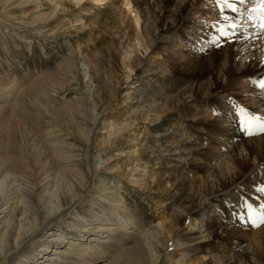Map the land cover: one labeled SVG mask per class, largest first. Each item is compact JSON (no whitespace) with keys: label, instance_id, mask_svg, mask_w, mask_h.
<instances>
[{"label":"bare ground","instance_id":"obj_1","mask_svg":"<svg viewBox=\"0 0 264 264\" xmlns=\"http://www.w3.org/2000/svg\"><path fill=\"white\" fill-rule=\"evenodd\" d=\"M12 2L0 0V12L12 6ZM31 2L35 9L44 12L37 15H42L43 20L48 14L51 17L64 15L65 24L70 22L68 28L72 29V33H78V44L70 58L60 65V70L68 72L78 82L77 86L94 85L99 101L106 99L107 105L100 103L98 117L93 116L92 109L97 105L91 99L82 108L56 105L50 99L46 82L51 80L54 84L52 80L56 77L52 74L43 75L45 77L31 85L32 89H23L22 97H16L17 91L13 90L16 79H2L0 75V101L12 100V108H15L8 118L9 126L4 130L2 138L5 143L0 156V182H5L3 185L0 183V191L6 190L0 196V264H97L101 258L113 255L112 249L117 248L120 241L131 240L134 230H139L134 244L104 264H264V226L249 227L245 222L238 221L236 215L235 218L228 216L226 209L230 203L222 206V221L211 218L201 225L212 206L219 200L224 202L225 198L235 200L237 205L250 198L251 212L257 216L264 213V209L259 207V204H264V193L256 191L264 183V134L242 136L234 116L230 115L232 112L224 108L230 104L234 112L235 106H240L253 115L264 117V88L260 87V81L264 79V30L259 28L260 14L249 11L256 6L254 0H249L242 12H239L240 9L237 12L228 9L220 12L215 0H151L147 10L140 8L139 0H118V5L103 10L99 5L111 3L113 6L116 0ZM168 3H172L171 8ZM244 5L240 4V7ZM216 11L219 13L216 22H204L202 25L197 22V14L209 17ZM88 12L92 14L87 15ZM224 15L230 19L224 20ZM84 17L86 25L82 23ZM0 18L11 21L2 14ZM233 21L240 27L235 37L229 36L226 43L221 41L222 47H216L220 67L216 69L218 75L214 79V66L211 59L207 61L209 54H205L208 50L199 51L202 47L189 37L185 29L198 28L200 34L204 32L205 39L215 37L218 29ZM75 22H80V26L78 23L75 26ZM26 25L29 23L26 22ZM260 33L263 34L259 36ZM88 36L91 38L84 39ZM92 39L96 43L90 46ZM175 39L186 47L184 51L175 52L172 49L170 44ZM89 46L97 49V54L88 53ZM150 47L152 50L149 53L156 50V59L162 55L163 61L140 67L144 59L135 56L138 53L144 55ZM118 58L122 62L121 69H127L119 77L113 70ZM81 59L89 64L87 83L76 69ZM133 68L135 72L131 75ZM105 74L110 76L107 81L103 80ZM131 76L137 83L126 87L120 96L115 93L130 81ZM243 78L251 82L247 92L235 89L237 81ZM184 80L187 82L182 84ZM218 82L221 85L214 88ZM107 85L111 87L112 95ZM235 95L240 96V101L246 105L240 102L234 104L230 99ZM23 98L27 101L24 102ZM126 98L127 102L123 100ZM216 99L223 105L215 103ZM189 111L196 116L194 121L187 118L188 114L184 115ZM170 112L185 118L181 116L183 120L175 121V131L160 142V138L151 135L150 126L159 123L160 118ZM44 117L49 120L46 130L40 131L42 137L37 133L40 128L38 123ZM188 121L194 126L202 125L203 134L208 139L201 178L196 177L198 169L188 171L171 166L169 173L165 172L163 152L167 151L169 144L176 145L171 148L174 153H203L198 136L190 139L187 134L181 139L185 127L180 126L184 122L188 124ZM101 129L105 131L101 132ZM113 148L121 151L111 157L127 156L125 162L130 158L144 160L151 169L162 170L161 175L157 173L151 181L144 182L145 186L166 179L164 182L169 184V191L176 189L182 192L178 198L171 200L177 208L168 214L160 213L161 208H166V202L156 200L153 211L156 228L146 230L145 225L130 210H126V206H122L121 198L106 201L113 191L108 185L109 177L103 176L104 170L115 168L113 173L118 180L123 176L133 179L136 175L135 180L130 181H140L139 172L135 174L134 170H122L119 163L105 166V152L109 150V153ZM93 150L97 151L93 158L100 161L95 160L91 164ZM194 162L197 168L199 163ZM210 162L214 164L210 165ZM22 178L29 179L33 187L31 191ZM117 181L116 184L119 183ZM153 193L162 191L156 188ZM258 196L262 198L258 200ZM244 211L235 207L231 213ZM67 214H72V217L64 220ZM186 218L188 221L184 224ZM199 224L205 226L204 231H208L205 235ZM218 228L221 229L220 234ZM44 233L48 234L47 239ZM184 234H196L205 240L186 246L176 241L175 247L169 246L177 235ZM215 234L234 239L233 249L237 255L229 257L220 244L211 245L205 252L193 249L202 247ZM65 238H68L67 252L58 247L49 250L51 244L59 246ZM190 251L194 253L189 255Z\"/></svg>","mask_w":264,"mask_h":264},{"label":"rangeland","instance_id":"obj_2","mask_svg":"<svg viewBox=\"0 0 264 264\" xmlns=\"http://www.w3.org/2000/svg\"><path fill=\"white\" fill-rule=\"evenodd\" d=\"M1 1H4V0H1ZM31 1L32 0H13V2L11 3L12 6L7 7L5 10H3L4 12L3 11L0 12V14H2V16H4V17L7 16L11 20V21H8L5 18L4 19L0 18L1 19L0 20V75L2 74V77H3V78L2 77L1 78L2 79H4V78L5 79L6 78L16 79L15 80V82H16L15 88H13L12 86H10V87H12L14 91H17L15 93L16 97H22L21 91H23V89H26L28 87H30V89H32L31 88L32 84H34L35 82L40 80V78L45 77L46 75L50 76L52 74L54 77H56V79L52 80V82H54V84L51 83V80H46V82L48 83L47 89H49L48 93H49L50 99L56 105L74 106L76 108H78V107L82 108L83 105L85 104V102L88 101V99H91L93 101V103H95L97 105V107L95 109H92L93 116L98 117L100 114L98 107H99L100 103L103 104L104 106H106L107 105L106 99H104L103 101L102 100L99 101V95H98L97 91H94V85L91 86L88 83L86 85V87H84V88L81 85L79 86V84L77 86L78 82L76 80H73L72 76L68 72H66L64 70L62 71V69L60 70V65L62 63H64L65 60L70 58L71 54L73 53V51L75 49V46L78 44V42H77L78 33H76V32L72 33L73 32L72 29L70 30L68 28L69 25H67V24H70V22L67 21L68 23L66 22V24H65L64 15L63 16L58 15L56 17H51L52 15L48 14L46 16L45 20L42 19V15L37 16V15L42 14L44 12H39L38 9H35V5ZM117 2H118V0H116V3L112 4L113 6H111V3H109V4L104 3V4H101L99 6H100L101 10H103L105 8L109 9V8L115 7V5H118ZM150 4H151V0H141V1L139 0L140 8H143V9L149 8ZM168 5L171 8L172 3H168ZM245 6H247V5L245 4L244 6L240 7V4H238L239 9L241 10L239 12L245 11L247 8ZM92 12H93V10H92ZM92 12H88L87 15L92 14ZM25 14L27 16H23ZM133 15H134V13L131 14V16H133ZM195 15H196V13H195ZM218 15H219V13L216 11L209 17H207L205 15L200 16V14H197L195 17L197 19V22H199L202 25V24H204V22H205V24H209V23L211 24V23L216 22ZM236 19H238V18H236ZM86 21H87V19H86V17H84L82 23L84 25H86L87 24ZM141 21H142V18L140 20V26L142 25ZM9 22H12V23H9ZM13 22H15V23H13ZM26 22L29 23L30 26L26 25ZM77 23L79 24L80 22H75L74 25L77 26L78 25ZM243 23H245V22H243ZM78 26H80V24ZM191 29H193V28H191ZM185 31L187 34H189V37L195 39L194 41L197 42L200 45V47H207V42L203 38V37H206L204 32L202 34H200L201 30H198V28H196L195 30H189L187 28V29H185ZM262 34L263 33H260L259 36H261ZM91 36L84 37V39L91 38ZM236 36H238V35H236ZM202 41H203V43H202ZM179 42L180 41L175 39L170 44L172 49L175 50V52L179 51V50L184 51L186 48V47H183L182 44H179ZM94 43H96V40L92 39L90 46L94 45ZM148 43H149V41H148ZM90 46L88 47V53H90L91 55H94V53L97 54L98 50L95 48H92ZM151 50L152 49L150 47L149 51L144 53V55L142 53H138V56H135V57H139L138 59H140V60L144 59L142 61L143 63L141 65H139L140 67L151 65V63L152 64L153 63H160L161 61H163V60H161V59H163L162 55L158 56L159 59H156L157 58L156 57L157 56L156 50L149 53ZM205 54L206 55L209 54V56L207 57V61L209 59H211V62L214 66V69H213V72H214L213 75L214 76L213 77H214V79H217L218 74H216V69H218L220 67L219 66L220 63L218 61L219 51L216 50L215 46H212L208 49L207 52H205ZM141 58H143V59H141ZM91 61H92V58H91ZM121 64H122V62L118 58L116 60L115 66L113 68V70L116 72V74H118V77H119V75L122 76V72L124 73L127 71L126 68H122L123 70L121 69V67H120ZM58 66H59V68H57ZM76 69L83 74L84 82L87 83L88 82V75H86V73H88L89 64L85 63V61L83 59H81L78 62V64L76 65ZM64 72H65V75H63ZM134 72H135V68H133L131 70L130 74L132 75ZM43 75H45V76H43ZM59 77L61 78L62 81L60 80ZM109 77L110 76L108 74H105L103 76V80L107 81L109 79ZM205 79H207V76L204 77V80ZM17 82L22 83V84H18ZM181 82H182V84H184L187 81L184 80ZM136 83H137L136 80L133 79L131 76L130 81H128V83H126L120 89H118V91H115V93H117L120 96L123 94L124 89L126 87L134 86ZM250 84H251V82L248 79L243 78V79L237 81V84L235 85V89H237V90L240 89L243 92H247V88H249L248 85H250ZM220 85H221V83L218 82V83H216L214 88H217ZM107 88L109 90V93L112 95L113 92H110L111 87L109 85H107ZM229 95H231V94L229 93ZM122 98H124V97H122ZM240 98H241L240 96L235 95V98H231L230 100L234 104L240 102L242 105H246L244 102L240 101ZM23 100H24V102L27 101L26 98H23ZM123 100H126V102H127L128 98L123 99ZM215 103H217V104L219 103L220 105H223L221 102H218L217 99L215 100ZM13 104H14V102L12 100L0 101V107H2V108H0L1 109L0 110V152H1L0 156H2V154H3L2 148H3V145L5 143V139L2 138L4 136V130H5L6 126H9L8 125V118L10 119V116L13 115L12 113H13V110L15 109V108H12ZM225 106L226 107H224V108L227 109V111H231L233 113L232 105L229 104V105H225ZM21 110H22V108H21ZM16 112L19 113L20 111H16ZM32 112H33V110H32ZM32 112H31V114H32ZM207 113L208 112H205L204 114L208 116L209 113L208 114ZM185 114H188L187 118L191 119L193 121L196 118V116H194V114H192L191 111L185 112L184 115ZM184 115H180L176 112H170L168 114L163 115L160 118L159 123L153 124L152 126H150L151 135L154 138H157V137H158V139L160 138V142H164L165 137H167V134H169L171 131H175V129H173L174 122L181 119L182 118L181 116H183V118H185ZM183 118L181 120H183ZM48 120H49V118H47V117L40 119V121L38 123V126L40 127L38 129V133H37L38 135H41L42 137H44L40 131L46 130V125L48 124ZM50 120H52L51 117H50ZM101 127H103V123L101 124ZM180 127L181 128L185 127L184 135L181 137V139L185 138V136L187 134L190 135V139H194V136L195 137L198 136L200 138L198 140L201 142L200 146L203 147V153H202V151L191 152V154H190V152L189 153H174V151L172 149H174L176 147V145L175 144H169L166 147L169 150L167 149V151L163 152V160H164V163L166 164V170H167L165 172L169 173L171 166H177V167H182V168H184V170H188V171L190 169L193 171H197L195 169H198V173L200 174L202 172L201 168L204 166V163L206 162V159H205L206 152H204V151L207 150V147H208V145H207L208 139H206L204 134H203L204 128L202 125L194 126L190 122L188 124H186L184 122L181 124ZM103 130L104 129H101L100 131L103 132ZM177 134H178V132H177ZM151 141L154 142L156 140L151 139ZM116 149L117 148H113L109 153H108L109 150L107 152H105V153H107V155L104 156V158L106 160L105 166L107 167L108 164H112V163H116V164L119 163V165H122V168H121L122 170L123 169H125V170L129 169L132 171L134 170L133 172H135V174H137V172H139L140 176L138 177V179L140 181L137 183H133L130 181V180H135L136 175L133 177V179H130V178L127 179V178H125L126 176H123V177L119 178V180H118V177H116L115 173H113L115 168H113L110 171L104 170L103 176L109 177L107 180L109 183L108 185L110 187H112L111 190L113 191L111 194H108V199L106 201H108L109 199L115 200L117 197L121 198L123 203H124V204H122V206H124V207L126 206L125 207L126 210L127 209L130 210L131 213L134 214L137 217V219L141 222V224H143V226L145 225L144 228L146 230H150L152 227L156 228L157 223H156V221L153 220V218H154V214H153L154 212L153 211H154V208L156 206V200L158 199V200H163L164 202H166V208L165 209L161 208L160 213L168 214V213L175 211V209L177 208V204L176 203L172 204L171 200L178 198L182 194V192H177L176 189H172V190L170 189V191H169L167 189V186L169 184L167 185L164 182L166 179L165 180H158V181L152 183L153 185L151 184L150 186H148V185L145 186L146 185L145 183L148 182V180L151 181V178L153 177V175L155 176L157 173L161 175L163 173L162 170L156 169V168L151 169L150 166L144 160L136 161L133 158H130L131 160L129 159L128 162H125L127 159V156H120L117 158H115V156L111 157V155L113 153H119L121 151V150H116ZM91 154H92L91 157L93 158L97 154V151L93 150L91 152ZM171 154H172V156H171ZM109 157H111V158H109ZM95 160L96 159L93 158V161H91V164H92V162H95ZM119 160H123V161L120 162ZM182 160H184V161H182ZM96 161H100V160H96ZM194 161L199 163V164H197V168L194 167V163H195ZM209 164L213 165L214 162H210ZM199 174L196 175V177L200 176L199 178H201L203 175H202V173L200 175ZM168 177H169V179L173 178L172 176H168ZM0 180H1V178H0ZM117 180L119 181V183H117L118 185L116 184ZM22 181H23L24 185L29 189V191H31L33 189L32 185L30 184L29 179L22 178ZM0 183H2V185H3L5 182H0ZM172 183H173V181H172ZM4 188H5V185L3 186V189ZM156 188H158V190L162 191V193H159L160 195L153 193L154 189H156ZM5 191H6L5 189L0 191V196H2ZM151 191H153V192H151ZM155 191H157V190H155ZM98 198H101V196L98 195ZM118 202H120V201H118ZM113 203H116V201H113ZM224 203L225 204L230 203V206L227 207V209H226V211H228L226 213L228 216H232L233 218H235V214H233V212L231 213V210H234L235 207L237 208V204H235L237 202H235V200H233V199L227 200L225 198L224 202L222 201V203H221V201L219 200V203L212 206V208H211L212 210H211V212H209V215L205 216V217H207V219H205V221L201 222V225H204L205 222H207V220L208 219L210 220L211 218H214L215 221L216 220L222 221V217H223L224 213H222L220 211L223 210L222 206H224ZM158 204H159V206L162 205L161 202H159ZM233 206H234V208H233ZM115 208H117V207L115 206ZM70 217H72V214L71 215L67 214L65 216L64 220H66V218H70ZM187 221H188V219L186 218L184 220V224H186ZM201 225L199 224V226L202 229V234L205 235L208 231H204L203 229L205 228V226H201ZM217 231L220 234L221 229L218 228ZM134 232H135V234H133V237H131V240L129 238L127 240L124 239V240L120 241V243H118L119 245L117 246V248L115 247L114 249H112V252L114 254L109 256V257L101 258L97 264H104L106 262L108 263L109 261H111V259H113L114 256H117L119 252H122L123 250H126L127 248L131 247L134 244V242L136 241L137 232H139V230L138 231L134 230ZM105 234L103 233V235H105ZM43 235H44L45 239L48 238L47 233L46 234L44 233ZM217 235L215 234L214 236H210V241H206L202 245V247H195L193 249L194 250L196 249L198 252L201 249H203L205 252L206 250L210 249L211 245H217V244L219 245L220 244L222 247V250L229 257H233V256L237 255L236 251L233 249L234 239H232L230 237L222 238V237H219ZM202 239L205 240V238H198V235L196 236V234H194V235L192 234V235H188V236L185 234L182 236L177 235L175 237V240L172 243V245H169V246L175 247L176 241L179 244L186 246L188 244L195 243V242L200 241ZM67 240H68V238H65L64 242L61 243V245H59V246H57L58 244H51L49 247V250L52 249L53 247H58L63 252H65V251L67 252L68 251V249H67L68 243L66 242ZM206 240H208V238ZM180 252L182 253V251H180ZM185 252H186V250L183 251V253H185ZM48 253L50 254V252H48ZM189 253H188L189 255H192V253H194V252L190 251ZM31 254H33V253H31ZM60 255L61 254H59L58 256H60ZM58 256L55 255V257L60 259L61 257H58Z\"/></svg>","mask_w":264,"mask_h":264},{"label":"snow or ice","instance_id":"obj_3","mask_svg":"<svg viewBox=\"0 0 264 264\" xmlns=\"http://www.w3.org/2000/svg\"><path fill=\"white\" fill-rule=\"evenodd\" d=\"M249 0H215V4L220 12H224L225 9L231 10L232 12L239 11L238 4H246ZM256 6L249 9L251 12H257L260 14V24L259 28L264 30V0H254ZM224 20H229V16L224 15ZM234 21L227 25L225 28L218 29L217 35L215 37L205 38L207 42V47H202L198 49L201 52L207 51L210 47H222L221 41L227 42L229 36L235 37L236 31L239 29ZM203 43V41H202ZM260 87L264 88V79L260 81ZM215 111V109H214ZM219 114V113H217ZM234 116V122L238 125L240 134L245 137H252L259 134H264V117L259 115H253L250 111L244 109L240 106H235V111L230 113ZM257 193H264V183H261L256 188ZM262 198L258 196V200ZM250 198L239 203L237 207L243 208L245 211L242 213H235L238 221L245 222L249 227H260L264 226V213L259 216L254 215L251 212L252 203L249 202ZM261 209H264V204H259ZM231 215V214H230Z\"/></svg>","mask_w":264,"mask_h":264}]
</instances>
